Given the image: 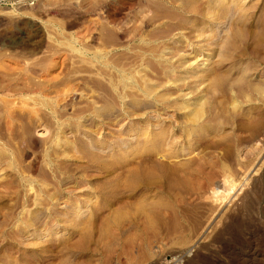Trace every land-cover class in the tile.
<instances>
[{"label":"rangeland","instance_id":"1","mask_svg":"<svg viewBox=\"0 0 264 264\" xmlns=\"http://www.w3.org/2000/svg\"><path fill=\"white\" fill-rule=\"evenodd\" d=\"M156 2L164 6L155 10ZM221 2H213V10L220 15L223 10L225 16L227 7L233 15H228L218 35L217 24H203L210 16L185 14L177 6L181 5L179 0H0V264H264V120L260 124L263 129L259 125L257 129L251 120L247 122L249 114L255 117L257 111L238 105L236 113L231 105L226 113L219 111L221 116L228 114L224 117L227 123L220 118L225 123L221 133L216 130L208 137H196V133L189 136L187 131L192 126L184 119V111L164 110L165 102L129 89L123 91V84L118 82L121 68L127 66L129 72L141 67L147 80L169 82L161 92L175 90V83L186 84V91H193L189 96L203 97L205 106L215 96L230 100L235 95L228 93L224 98L212 90L210 81L178 83L170 79L185 76L182 61L202 63L213 42L231 35L233 42L228 48L235 66L229 65L228 72L225 69L229 82L243 77L249 85L264 86V0H225L224 6ZM182 15L192 19L185 31L180 28L186 20ZM155 47L169 48L168 56L175 55L173 60L167 62L164 56L153 55L151 49ZM102 49L109 52L108 60L115 65L105 68L97 56ZM215 60L211 57L203 70ZM168 65H177L175 71L168 70L167 74ZM262 99L264 95L259 99L264 106ZM155 115L165 121L167 131L187 135L180 139L182 143L169 148L176 155H155L165 148L162 139L151 138V123L160 120ZM155 145H159L158 151ZM154 159L172 166L180 164L173 184L165 181L173 185L166 188L169 192L165 191V197L170 198L177 214L170 212L166 225L150 236L149 251L141 240L129 248L115 243L106 251L100 239L101 219L117 207L119 200L132 195L125 178L129 168L134 163L150 165ZM219 181L218 193L213 195L210 190ZM131 257L137 259L135 263Z\"/></svg>","mask_w":264,"mask_h":264},{"label":"bare ground","instance_id":"2","mask_svg":"<svg viewBox=\"0 0 264 264\" xmlns=\"http://www.w3.org/2000/svg\"><path fill=\"white\" fill-rule=\"evenodd\" d=\"M153 1L155 2V0H152V3H153ZM178 1V0H177ZM176 0H175V3L177 2ZM179 1H181V5H179V3H177L178 5V7H181V9H182V11L185 13V14H192L193 16H199V15H201L200 16V18L201 17H205L206 18V16L207 17H211V18H209L210 20H205V21H203V24H207L208 25V21H209V23L211 22L212 24H217V27L215 28V30H216V32L213 30V32H215V33H219V32H217V30H219V29H224V27H225V25H226V22H227V19L226 18H229L228 17V15L229 14H232L233 15V13L230 11V9L229 8H225V7H223V8H225L224 10L225 11H227L226 13H225V16H224V11L222 10L221 12L223 13V16H222V13H221V15L219 14V13H216V9L215 10H213L214 9V6L212 7L211 6V4H213V2L215 3V1L216 0H209V1H207V2H205L204 3V1L202 0H179ZM224 2H221L222 4L223 3H226L225 2V0H223ZM228 1V0H227ZM148 2H150V1H148ZM158 2H159V0H158ZM173 2V1H172ZM232 2V1H231ZM151 3V4H152ZM157 3V2H156ZM218 3V2H217ZM232 4V3H231ZM141 5H143V4H141ZM160 5H163V4H159V3H157L156 4V7H155V5H153L154 7H155V10L159 7L160 8ZM173 5V4H172ZM134 6H137V5H134ZM145 6V5H144ZM148 6V5H147ZM164 6V5H163ZM174 6V5H173ZM223 6H224V4H223ZM227 6V5H226ZM230 6V5H229ZM141 7V6H140ZM139 7V8H140ZM172 7V6H171ZM104 8V7H103ZM135 8V7H134ZM148 8V7H147ZM166 8V7H165ZM168 9H169V7H167ZM231 8V7H230ZM163 10H164V8H162ZM233 9V8H232ZM132 10V9H131ZM160 10V9H159ZM177 10V9H176ZM138 11V10H137ZM153 11H154V8H153ZM170 12V10H167V12ZM171 11L173 12V10L171 9ZM218 11H220L219 9H218ZM217 11V12H218ZM233 11V10H232ZM156 12H158V11H156ZM165 12V11H164ZM231 12V13H230ZM234 12V11H233ZM144 13V12H143ZM147 13H148V11H147ZM151 13V12H150ZM155 13V12H154ZM161 14H162V12H160ZM181 13V12H180ZM179 13V14H180ZM129 14V13H128ZM142 14V13H141ZM158 14V13H157ZM167 14V13H166ZM166 14H164V15H166ZM172 14V13H171ZM145 15V17H146V14H144ZM159 15V14H158ZM157 15V16H158ZM168 15H170V13L168 14ZM173 15L175 16V14L173 13ZM172 15V16H173ZM231 15V16H232ZM137 16H139V15H137ZM151 16V15H150ZM156 16V15H155ZM159 16H161V15H159ZM163 16V15H162ZM172 16H170V18H172ZM183 16V15H182ZM189 16V15H188ZM231 16H230V19H231ZM106 17V16H105ZM126 17V16H125ZM132 17V16H131ZM164 17V16H163ZM184 17V16H183ZM183 17H182V19H183ZM136 18V17H135ZM144 18V17H143ZM150 18V17H149ZM155 17H153V19H154ZM159 18V17H158ZM166 18V17H165ZM186 18V20H184L183 21V23L181 24V26H180V28L181 29H184V31H185V28L187 27V26H185L186 25V23H187V21L189 22L190 20H192V19H189V18H187V16L186 17H184V19ZM195 18V17H194ZM199 18V19H200ZM225 18V19H224ZM128 19V18H127ZM140 19H142V18H140ZM148 19V18H147ZM157 19V18H156ZM181 19V17H179V20H182ZM108 20V19H107ZM114 20V19H113ZM143 20V19H142ZM155 20V19H154ZM163 20V19H162ZM161 19H160V21H162ZM198 20V19H197ZM201 20H204V19H201ZM200 20V21H201ZM118 21H119V19H118ZM135 21V20H134ZM170 21H174L173 19L172 20H170ZM194 21H195V19H194ZM230 21V20H229ZM108 22V21H107ZM112 22V21H111ZM116 22V21H115ZM138 22V21H137ZM164 22V21H163ZM193 22V21H192ZM192 22L190 23V24H192ZM198 22V21H197ZM231 22V21H230ZM104 23H105V21H104ZM135 23V22H134ZM156 23V22H155ZM168 23V22H167ZM176 23V22H175ZM179 24H180V21L178 22ZM229 23V22H228ZM227 23V24H228ZM132 24V23H131ZM135 24H137V23H135ZM188 24V23H187ZM195 24H198V23H195ZM194 24V25H195ZM108 25V24H107ZM111 25V24H110ZM109 25V26H110ZM123 25V24H122ZM140 25V24H139ZM160 25V24H159ZM189 25V24H188ZM193 25V24H192ZM193 25V26H194ZM199 25V24H198ZM197 25V26H198ZM201 25V24H200ZM141 26H143V24L141 25ZM173 26V25H172ZM177 26V25H176ZM211 27H212V25H210ZM228 26V25H227ZM119 27V26H118ZM122 27V26H121ZM140 27V26H139ZM159 27V26H158ZM174 27V26H173ZM172 27V28H173ZM199 27V26H198ZM197 27V29H200V28H198ZM201 28H202V26H200ZM209 27V26H208ZM220 27H223V28H220ZM106 28V27H105ZM112 28V27H111ZM120 28V27H119ZM171 28V29H172ZM192 28V27H191ZM205 28V27H204ZM203 28V29H204ZM109 29H110V27H109ZM108 29V30H109ZM128 29V28H127ZM138 29V28H137ZM140 29V28H139ZM170 29V30H171ZM176 29H178V28H176ZM213 29V28H212ZM133 30V29H132ZM131 30V31H132ZM155 30V29H154ZM159 30V29H158ZM160 30H161V28H160ZM192 30V29H191ZM193 30H196V28L194 29L193 28ZM230 29H228V31H229ZM144 31H146V30H144ZM149 31H151V30H149ZM174 31V30H173ZM180 31V30H179ZM183 31V30H182ZM190 31V30H189ZM198 31V30H197ZM210 31V30H209ZM222 31V30H221ZM220 31V32H221ZM224 31V30H223ZM194 33L193 31H190V33ZM201 31H199V33H200ZM205 32V31H204ZM132 33V32H131ZM146 33V32H145ZM149 33V32H148ZM160 33V32H159ZM158 33V31H157V34H159ZM161 33H162V30H161ZM167 33V32H166ZM178 33V32H177ZM188 33V32H187ZM212 33V32H211ZM133 34V33H132ZM136 34V33H135ZM141 34V33H140ZM155 34V33H154ZM165 34V33H164ZM168 34H169V32H168ZM172 34V33H171ZM189 34V33H188ZM196 34V33H195ZM197 34H198V32H197ZM206 34V33H205ZM210 34V33H209ZM236 34V33H235ZM125 35V34H124ZM129 35V34H128ZM145 35V34H144ZM162 35V34H161ZM182 35V34H181ZM194 35V34H193ZM192 35V36H193ZM200 35H201V33H200ZM213 35H215V34H212V36ZM217 35V34H216ZM218 35H220V33L218 34ZM217 35V36H218ZM226 35V34H225ZM233 35V34H232ZM130 36H131V34H130ZM150 36V35H149ZM175 36H176V34H175ZM189 36H191V35H189ZM191 36V37H192ZM196 36V35H195ZM202 36V35H201ZM211 36V35H210ZM209 36V37H210ZM235 36V35H234ZM240 36V35H239ZM135 37V36H134ZM138 37V36H137ZM152 37V36H151ZM157 37V36H156ZM155 37V38H156ZM171 37V36H170ZM199 37V36H198ZM215 37V36H214ZM213 37V38H214ZM221 37V36H220ZM223 37V39L221 38H218L217 40H216V42L217 43H214V45H216L217 44V46H215L214 47V45H213V43H212V48H211V51H209L210 52V54L208 55V57L206 58V56H205V58L206 59H204V61L202 62V63H198V64H196V65H194V63H195V60L194 61H190V60H186V61H182L183 63H182V66L185 68V70H183V72H184V75L185 76H181V77H177V79L175 80V79H170V80H174L175 82H177L178 81V83H179V81L180 80H182V81H187V83H188V80L190 81H193L194 83L196 82V81H200V79L202 80V82H205V81H210V85H211V88H212V90H214V92H220V93H222L221 95H224L223 97L225 98V95H227L228 93H230V94H232V96L233 95H235V97H233V98H230V100H227V99H225V101H224V99H222L221 100V98L218 100V98L216 99V96H215V100L214 101H210V103L207 105V106H205L204 104H202L203 103V100H202V98L203 97H201V98H192L191 96H189V94H191L190 92H187L186 91V88H184V85H186V84H184L183 86H180V85H176V83H175V86H176V89L174 90L173 89V91H164L163 92V90H162V92H161V89H164L165 87L167 88V86L169 85V82L168 81H158L157 80V82L155 81V82H153V81H149V80H147V78H145L144 77V74H143V72H145L144 71V69H141V67H139V69H137V70H134V69H136V68H134L133 66V72H130L131 70H130V68H129V72H127L125 69H127L126 67L124 68V69H122L121 68V70H119L120 71V81H118V82H121L122 84H123V87H124V90L123 91H125V89H129V90H131V91H134L137 95H139V93L141 94V96H143L144 95V97L145 96H153L156 100H158V102L159 101H161V102H165L166 103V108L164 109V110H171V109H175V110H179V111H184V113H183V117H185L184 119H187L188 120V122H189V124L192 126V128H191V130H188L187 131V135H192L193 133H196L195 135H196V137H203V136H207V135H211V133L212 132H215L216 130H219V129H221V130H223V127H224V125H225V123H227L228 121H226V116L225 115H228V114H225V115H223V116H221L220 115V112L219 111H225L226 109H227V111H228V107L229 106H231V105H233V108H234V106H235V108L238 106V105H240V107H245V106H247L249 109L251 108L252 110H256L257 112L255 113L256 115H255V117L253 116V114L251 115V114H249V116H251L250 117V119H249V117H247L246 115V117L248 118H246L247 119V122H249V120H251L250 121V123L252 122L253 124H250V125H253V126H255V127H257L258 125V127L260 128V124H262V121L264 120V113H262L263 112V105H261V103L259 102V99L264 95V86H258V84L256 85V84H251V85H249L248 83H250V81L248 82V81H246V82H244V80H243V77L241 78H238V79H235V80H232L231 82H229V76H228V74L229 73H226L225 72V69L227 68V72L229 71V69H228V66L230 65V66H235V61H232L231 60V55H230V51H229V49L230 48H228L229 47V44L231 43V42H233V41H231L232 40V37L233 36H231V35H227V36H222ZM125 38V37H124ZM132 38V37H131ZM140 38V37H139ZM141 38L142 39H144L143 38V36H141ZM147 38V37H146ZM159 38V37H158ZM166 38H167V36H166ZM169 38V37H168ZM182 38V37H181ZM183 38H184V35H183ZM190 37H188V39H189ZM197 38V37H196ZM200 38V37H199ZM201 38H203V37H201ZM206 38H207V36H206ZM212 38V37H211ZM216 38V37H215ZM236 38V37H235ZM261 38H262V36H261ZM151 39V38H150ZM173 39V38H172ZM194 39H195V37H194ZM205 39V38H204ZM204 39H203V41H204ZM145 40V39H144ZM152 40H154L153 38H152ZM202 40V39H201ZM208 39H205V41H207ZM213 40V39H212ZM264 40V39H263ZM170 41H171V38H170ZM170 41H168V42H170ZM177 41V40H176ZM182 41V40H181ZM186 41V40H185ZM197 41V40H196ZM215 41V40H214ZM145 42V41H144ZM143 42V43H144ZM178 42V41H177ZM202 42V41H201ZM211 41H209V43H210ZM204 43V42H203ZM202 43V44H203ZM123 44V43H122ZM142 44V43H141ZM147 44V43H146ZM155 44V43H154ZM174 44V43H173ZM182 44V43H181ZM199 44V43H198ZM232 44V43H231ZM133 45V44H132ZM153 45V44H152ZM187 45V44H186ZM204 45V44H203ZM211 45V44H210ZM142 46V45H141ZM144 46V45H143ZM156 46V45H155ZM158 46V45H157ZM163 46H165V45H163ZM170 46H171V44H170ZM196 46V45H195ZM140 47V46H139ZM146 47V46H145ZM153 47H154V45H153ZM160 47V46H159ZM162 47V46H161ZM111 48V47H110ZM138 48V47H137ZM149 48V47H148ZM173 48V47H172ZM178 48V47H177ZM209 48H210V46H209ZM104 49V48H103ZM103 49H102V51H103ZM142 49V48H141ZM144 49V48H143ZM167 49H169V48H166V47H164L163 48V50H161V48L159 49V48H156L155 47V49L153 48V50L151 49V51H152V54L153 55H155V54H159V57L160 56H164L165 57V59L167 60V62L168 61H170L171 62V59L172 58H174L173 56H175V55H170V56H168V52H167ZM190 49V48H189ZM106 50H107V48H106ZM146 50H150V49H146ZM172 50V49H171ZM188 50V49H187ZM133 51V50H132ZM150 51V52H151ZM176 51H178L177 49H176ZM97 52V51H96ZM174 52V51H173ZM204 52V51H203ZM208 52V53H209ZM108 51H103V52H98L97 53V56H98V58L100 59L101 58V60H102V63L106 66L105 68H107V66H109L111 63H113V62H109V58H108ZM147 53V52H146ZM179 53H181V52H179ZM96 54V53H95ZM142 54V53H141ZM147 54H149V53H147ZM164 54V55H163ZM166 54V55H165ZM177 54V53H176ZM194 54V53H193ZM216 54V55H215ZM112 55V54H111ZM181 55V54H180ZM96 56V55H95ZM97 56H96V58H97ZM145 55H143V57H144ZM152 56V55H151ZM185 56V55H184ZM187 56V55H186ZM215 56V58H216V60H215V62H213L212 64H210V66L208 67V68H206L205 70H203V68L205 67V65L204 64H208V63H210L209 61L211 60V57H214ZM112 57V56H111ZM110 57V58H111ZM141 57V56H140ZM148 57V56H147ZM146 57V58H147ZM157 57V56H156ZM163 57V58H164ZM167 57V58H166ZM177 57V56H176ZM175 57V58H176ZM202 57V56H201ZM97 58V59H98ZM139 58V57H138ZM145 58V59H146ZM153 58V57H152ZM179 58V57H178ZM141 59H143V58H141ZM100 60V61H101ZM173 60V59H172ZM203 60V59H202ZM201 60V61H202ZM153 61V60H152ZM188 61H190V63H188ZM115 62V61H114ZM137 62V61H136ZM145 62H146V60H145ZM166 62V61H165ZM129 63V62H128ZM127 63V64H128ZM140 63H142V62H140ZM140 63H138V64H140ZM164 63V62H163ZM175 63V62H174ZM188 63V64H187ZM114 64V63H113ZM117 64V63H116ZM126 64V65H127ZM150 64V63H149ZM158 64V63H157ZM166 64V63H165ZM173 64V63H172ZM216 64V65H215ZM115 65V64H114ZM120 65V64H119ZM131 65H133V64H131ZM145 65V64H144ZM162 65V64H161ZM215 65V66H214ZM128 66H130V65H128ZM140 66V65H139ZM143 66V65H142ZM146 66V68H147V64L145 65ZM153 67H154V65H152ZM166 66V65H165ZM177 65H173V66H167V68L165 69V71H166V73L168 72V70H174L175 71V67H176ZM121 67V66H120ZM120 67H118V68H120ZM169 67V68H168ZM103 68V67H102ZM149 68V67H148ZM160 68V67H159ZM181 68V67H180ZM230 69H231V67H230ZM104 70V69H103ZM181 70V69H180ZM106 71V70H105ZM109 71V70H108ZM117 71V70H116ZM119 71H117V72H119ZM147 71V70H146ZM152 71V70H151ZM174 71H172V72H174ZM246 71V70H245ZM170 72V71H169ZM107 74V73H106ZM115 74V73H114ZM146 74V73H145ZM149 74V73H148ZM165 74V73H164ZM168 74V73H167ZM166 74V75H167ZM173 73H171V78L173 77V75H172ZM181 74H183V73H180V75ZM241 74H243L242 72H241ZM246 74H247V72H246ZM153 75V74H152ZM169 75H170V73H169ZM175 75H176V72H175ZM187 75V76H186ZM109 76V75H108ZM149 76H151V75H149ZM155 76V75H154ZM162 76H165V75H162ZM244 76V75H243ZM246 76V75H245ZM244 76V79L246 78ZM107 77V76H106ZM148 77V76H147ZM153 77V76H152ZM239 77V76H238ZM104 78H105V76H104ZM117 78V77H116ZM118 78V79H119ZM160 78V77H159ZM162 78V77H161ZM170 78V77H169ZM175 78V77H174ZM115 79V78H114ZM149 79H150V77H149ZM152 79V78H151ZM163 79V78H162ZM248 79V78H247ZM169 80V79H168ZM246 80V79H245ZM117 81V80H116ZM115 81V82H116ZM190 81V82H191ZM105 82V81H104ZM114 82V81H113ZM171 82V81H170ZM189 82V83H190ZM193 82H192V84H193ZM201 82V81H200ZM228 82H229V84H228ZM120 83V84H121ZM181 83V82H180ZM183 83H185V82H183ZM106 84H107V82H106ZM114 84V83H113ZM119 84V83H118ZM174 84V83H173ZM182 84V83H181ZM205 84V83H204ZM109 86V85H108ZM116 87V86H115ZM170 87V86H169ZM190 87V86H189ZM4 88H6L5 86H4ZM14 88V87H13ZM119 88V87H118ZM201 88V87H200ZM208 88H210V87H208ZM15 89H17V88H15ZM14 89V90H15ZM9 90V89H8ZM18 90V89H17ZM112 90V89H111ZM114 90V89H113ZM120 90V89H119ZM122 90V89H121ZM192 90V89H191ZM10 91H11V89H10ZM123 91L121 92V93H123ZM130 91V92H131ZM137 91V92H136ZM127 92V91H126ZM213 92V91H212ZM134 93V94H135ZM210 93V92H209ZM128 94V97H129V93H127ZM132 94V93H131ZM212 94V93H211ZM122 95V94H121ZM192 95H193V93H192ZM215 95V94H214ZM216 95H218V94H216ZM126 96V95H125ZM132 95H130V97H131ZM206 96H208V95H206ZM220 96V95H219ZM218 96V97H219ZM241 96V98H243L242 99V101H241V99L239 98ZM259 96H261L260 98H259ZM120 97H123V95L122 96H120ZM127 97V98H128ZM133 97H134V95H133ZM137 97V96H136ZM135 97V98H136ZM152 97V98H153ZM228 98L229 97H231V96H227ZM117 98V97H116ZM141 98V97H140ZM149 98V97H148ZM151 98V99H152ZM119 99V98H118ZM131 99H133V98H131ZM137 99V98H136ZM135 99V100H136ZM142 99H146V98H142ZM200 99V100H199ZM214 99V98H213ZM125 100V99H124ZM140 100V99H139ZM138 100V101H139ZM148 100H150V99H148ZM153 100V99H152ZM155 100V101H156ZM201 100H202V102H201ZM209 100V99H208ZM262 100H264V99H262ZM120 101V100H119ZM133 101H134V99H133ZM136 102V101H135ZM154 102V101H153ZM204 102H206V99L204 100ZM261 102H263V104H264V101H261ZM123 103V102H122ZM164 103V104H165ZM208 103V102H207ZM243 104V105H242ZM127 105V104H126ZM133 105V104H132ZM151 105V104H150ZM137 106V105H136ZM121 108V107H120ZM153 108V107H152ZM156 108H158V107H156ZM230 108V107H229ZM237 108H239V107H237ZM234 109V111L235 110H237L238 111V109ZM130 109V108H129ZM240 109V108H239ZM241 109H243V108H241ZM245 109H247L246 107H245ZM250 109V110H251ZM230 110V109H229ZM249 110V111H250ZM131 111V110H130ZM158 111V110H157ZM218 111V112H217ZM234 111H232V112H234ZM243 111V110H242ZM247 111V110H246ZM262 111V112H261ZM132 112H134V111H132ZM178 112V111H177ZM236 112V111H235ZM128 113V112H127ZM136 113V112H135ZM224 113H226V111L225 112H223V114ZM237 113V112H236ZM242 113V112H241ZM253 113V112H252ZM125 114V113H124ZM141 114V113H140ZM144 114H145V112H144ZM150 114V113H149ZM164 114H166V113H164ZM168 114V113H167ZM240 114V113H239ZM170 115H171V113H170ZM173 115V114H172ZM175 115H176V113H175ZM235 115V114H234ZM238 115V114H237ZM125 116V115H124ZM138 116V115H137ZM142 116H143V113H142ZM149 116V115H148ZM240 116V115H239ZM245 116H244V119H245ZM132 117V116H131ZM130 117V118H131ZM135 117V116H134ZM139 117V116H138ZM158 118V119H160L158 122H154V124H152L151 122V125H154V130H153V132L151 133V138H154V139H156V141L157 140H163V142L161 141V143H163V146L165 147V148H161L160 150H159V145L158 146H156V147H158L157 148V150L156 151H158V153H155V155L156 154H159L162 158L163 157H169V155L172 153V149H170L169 150V148H172V145L173 144H175V143H180L181 141H180V139H183V138H185V133L183 134V133H181L180 131L178 132H176V130L173 132L172 130L171 131H167V128L165 129V121L164 120H161V116L160 115H155L154 116V118ZM166 117V116H165ZM170 117V116H169ZM173 117V116H172ZM225 119V123H223V120H221V119H223V118ZM118 118V117H117ZM151 118V117H150ZM156 118V119H157ZM221 118V119H220ZM253 118V119H252ZM133 119V118H132ZM171 119H173V118H171ZM227 119H229L230 120V118H228L227 117ZM255 119V122H253V120ZM111 120V119H110ZM116 120V119H115ZM126 120H128V119H126ZM136 120V119H135ZM175 120V119H174ZM186 120V121H187ZM233 120V119H232ZM156 121V120H155ZM238 121V120H237ZM128 122V121H127ZM174 122H176V121H174ZM120 124V123H119ZM124 124H125V121H124ZM135 124V123H134ZM185 124V123H184ZM188 124V125H189ZM231 124H233V123H231ZM230 124V125H231ZM248 124V123H247ZM118 125V124H117ZM168 125V124H167ZM171 125V124H170ZM189 125V126H190ZM211 125H212V127H211ZM229 125V126H230ZM239 125V124H238ZM121 126V125H120ZM147 126V125H146ZM188 126V127H189ZM244 126H246V124L244 125ZM124 127V126H123ZM152 127V126H151ZM162 127H164L163 129H162ZM173 127V126H172ZM188 127H187V129H188ZM249 127V126H248ZM255 127H253V130L255 131ZM258 127H257V129H258ZM262 127H263V125H262ZM111 128H113V127H111ZM135 128V127H134ZM150 128V127H149ZM161 128V129H160ZM185 128H186V126H185ZM146 129H148V128H146ZM227 129V128H226ZM225 129V130H226ZM260 129H263V128H260ZM259 129V130H260ZM121 130V129H120ZM132 130V129H131ZM136 130V129H135ZM228 130V129H227ZM117 131V130H116ZM257 131V130H256ZM255 131V132H256ZM108 132V131H107ZM122 132V131H121ZM142 132V131H141ZM219 132H220V130H219ZM218 131H217V133H219ZM257 132H259V131H257ZM109 133V132H108ZM112 133V132H111ZM126 133V132H125ZM148 133V132H147ZM221 133V132H220ZM256 134V133H255ZM259 134V133H258ZM119 135H121V134H119ZM186 135V136H187ZM194 135V134H193ZM214 135V134H213ZM217 135V134H216ZM228 135V134H227ZM260 135V134H259ZM136 136H138V135H136ZM135 136V137H136ZM142 136V135H141ZM146 136H147V134H146ZM215 136V135H214ZM221 136H222V134H221ZM224 136V135H223ZM223 136H222V138H223ZM264 136V135H263ZM124 137V136H123ZM149 137V136H148ZM208 137V136H207ZM206 137V138H207ZM213 137V136H212ZM216 137V136H215ZM226 136H224V138H225ZM115 138V137H114ZM131 138V137H130ZM142 138V137H141ZM140 138V140H142ZM150 138V137H149ZM150 138V139H151ZM160 138V139H159ZM188 138V137H187ZM214 138V137H213ZM115 139H117V138H115ZM129 139V138H128ZM139 139V138H138ZM145 139H146V137H145ZM153 139V140H154ZM210 139H211V137H210ZM220 139H221V137H220ZM227 139V138H226ZM264 139V137L261 139V140H263ZM104 139H102V141H103ZM126 140V139H125ZM139 140V141H140ZM219 140V139H218ZM121 141V140H120ZM145 141H147V140H145ZM151 141H152V139H151ZM155 141V140H154ZM191 141V140H190ZM264 141V140H263ZM105 142V141H104ZM188 142V141H187ZM203 142V141H202ZM96 143V142H95ZM101 143V142H100ZM117 143V142H116ZM146 143V142H145ZM155 143V142H154ZM161 143H160V146H162L161 145ZM182 143V142H181ZM219 143V142H218ZM93 144V143H92ZM104 144V143H103ZM122 144V143H121ZM124 144V143H123ZM137 144V143H136ZM138 144H139V142H138ZM200 144V143H199ZM214 144V143H213ZM102 145V144H101ZM110 145V144H109ZM115 145V144H114ZM130 145V144H129ZM148 145V144H147ZM151 145V144H150ZM183 145V144H182ZM192 145V144H191ZM94 146V145H93ZM92 146V147H93ZM121 146V145H120ZM128 146V145H127ZM154 146V145H153ZM175 146V145H174ZM173 146V147H174ZM95 147V146H94ZM151 147V146H150ZM182 147V146H181ZM96 148V147H95ZM99 148V147H98ZM102 148V147H101ZM107 149H108V146H107ZM154 149V148H153ZM182 149V148H181ZM148 150H150L149 148H148ZM176 150V149H175ZM151 151V150H150ZM154 151V150H153ZM179 151V150H178ZM174 152V151H173ZM176 152V151H175ZM188 152V151H187ZM122 153V152H121ZM123 153H125L124 151H123ZM154 153H153V156H154ZM195 153V152H194ZM126 154V153H125ZM124 154V155H125ZM173 154V153H172ZM183 154V153H182ZM173 155H176V154H173ZM172 155V156H173ZM134 156V155H133ZM150 157L152 156V154L151 155H149ZM171 156V155H170ZM94 157V156H93ZM124 157V156H123ZM146 157V156H145ZM155 157H158V156H155ZM198 157V156H197ZM131 158H132V156H131ZM131 158H129V160L131 159ZM138 158V157H137ZM152 158V157H151ZM205 158V157H204ZM167 159V158H166ZM96 160H97V158H96ZM142 160V159H141ZM131 161V160H130ZM133 161V160H132ZM131 161V162H132ZM135 161H136V159H135ZM206 161V160H205ZM126 162V161H125ZM144 162V161H143ZM139 163V162H138ZM142 163V162H141ZM170 163V162H169ZM183 163H187V162H183ZM201 163V162H200ZM118 164V163H117ZM147 164V163H146ZM143 165V164H136L135 165V163H134V165L131 167L130 166V164H129V166L131 167V168H129V170H128V174H127V176H126V174H124L126 177L125 178H128V183H130L128 186L130 187V191L129 192H131L132 193V195L131 196H127L128 198H123V199H121V200H119L118 201V203H117V207L116 208H113L112 209V207H111V209L112 210H109L110 212H108V214H107V212H105L106 213V215L104 216V218L103 219H101V224H100V229H101V231H100V239L102 240V242H104L103 244H105L104 245V248H105V246H106V251H107V249H108V251L109 250H112V249H109V248H112L111 247V245H113V244H115V243H117L118 245H121V246H123V245H125V246H128V248L130 247V246H132V245H135V242L136 241H138V240H141V243H142V245H143V247L144 246H146L147 248H148V246H149V238H150V236L151 235H155L156 233H158V228L161 226V225H164L166 222H167V219H169V218H167V215L170 213V215L172 214V213H174V215H176L175 214V209H174V207H173V205H172V203L171 202H169L168 200H170V198L168 199H166V197H165V191L167 190L166 188H171V186H173L172 184H173V180H174V177L178 174V172H180L179 170V165L180 164H178L177 166L176 165H174V166H172V164L170 165V164H168L167 162H165V161H163V160H159V159H154L152 162H151V164L149 165V164H147V165ZM182 164V163H181ZM209 164V163H208ZM105 165V164H104ZM107 165V164H106ZM108 165H109V163H108ZM127 165V164H126ZM183 165H185V164H183ZM211 165H212V163H211ZM111 166V165H110ZM119 166V165H118ZM128 166V167H129ZM205 166V165H204ZM124 167V166H123ZM127 167V168H128ZM181 167H182V165H181ZM194 167V166H193ZM254 168H256V165H255V167ZM253 168V169H254ZM108 169H109V167H108ZM111 169V168H110ZM114 169V168H113ZM118 169V168H117ZM183 169V168H182ZM188 169V168H187ZM191 169H193V168H191ZM197 169H199V168H197ZM201 169L203 170V168L201 167ZM122 170V169H121ZM120 171V170H119ZM199 171V170H198ZM201 171V170H200ZM107 172V171H106ZM125 172V171H124ZM110 173V172H109ZM187 173H189V172H187ZM155 174H159V176H157V177H160L159 179L158 178H155ZM123 175V174H122ZM179 175V174H178ZM187 175V174H186ZM185 175V176H186ZM110 176V175H109ZM109 176H106V177H109ZM154 176V177H153ZM112 177V176H111ZM179 177V176H178ZM188 177V176H187ZM118 178H119V176L117 177V180H118ZM197 178V177H196ZM123 179H124V177H123ZM175 179H178V178H175ZM186 179H188V178H186ZM189 179H190V176H189ZM120 180H122V178L120 179ZM196 180V179H195ZM198 180V179H197ZM125 181H127V180H125ZM165 181H169V182H172V184H170V183H168V184H170L169 186H166V185H168L167 183H165ZM176 181V180H175ZM184 181H185V179H184ZM194 181V180H193ZM192 181V182H193ZM216 181H218V180H216ZM124 182V181H123ZM177 182V181H176ZM186 182V181H185ZM189 182V181H188ZM115 183V182H114ZM126 183V182H125ZM124 183V184H125ZM127 183V184H128ZM178 183V182H177ZM190 183V182H189ZM199 183V182H198ZM213 183V182H212ZM220 181L219 182H216L215 184H214V187L212 188V190H210V191H212V194L214 195V194H216V193H218V187H219V185H220ZM123 184V185H124ZM127 184H126V186H127ZM174 184H176V183H174ZM182 184V183H181ZM179 184H176V186H178ZM199 185V184H198ZM127 186V187H128ZM114 187V186H113ZM115 187H116V185H115ZM125 186H123V188H124ZM129 187H128V189H129ZM168 188V189H169ZM173 188V187H172ZM122 189V188H121ZM125 189V188H124ZM127 189V188H126ZM117 190V189H116ZM106 191V190H105ZM104 191V192H105ZM110 191V190H109ZM168 191V190H167ZM167 191H166V194H167ZM171 191V190H170ZM210 191H209V193H210ZM169 192V191H168ZM119 193V192H118ZM103 194V193H102ZM211 194V195H212ZM120 195V194H119ZM208 195V194H207ZM105 196V195H104ZM124 196V195H123ZM170 196V195H169ZM209 196H210V194H209ZM168 197V196H167ZM212 197V196H211ZM116 198H117V196H116ZM120 199V198H119ZM109 200V199H108ZM113 201V200H112ZM104 202V201H103ZM105 203V202H104ZM106 204V203H105ZM113 204V203H112ZM114 207V206H113ZM110 208V207H109ZM108 211V210H107ZM173 215V214H172ZM174 217V216H173ZM167 218V219H166ZM166 225V224H165ZM86 238V237H85ZM140 243V244H141ZM137 244V243H136ZM117 245V246H118ZM141 245V246H142ZM114 246V245H113ZM138 246V245H137ZM119 247V246H118ZM136 247V246H135ZM143 247H141V248H143ZM150 247V246H149ZM128 248H126V249H128ZM138 249H139V247H137ZM117 249V248H116ZM124 249H125V247H124ZM123 249V250H124ZM126 249H125V251H126ZM132 249V248H131ZM129 250V249H128ZM146 250V249H145ZM150 249L148 248L147 249V251H149ZM120 251H122V250H120ZM130 251H132V250H130ZM152 251V250H151ZM111 253V252H110ZM130 253V252H129ZM145 253L146 254H149L148 252H146L145 251ZM153 253V252H152ZM109 253H107V255H108ZM118 254V253H117ZM106 255V254H105ZM129 255V254H128ZM150 255V254H149ZM132 256V255H131ZM107 257V256H106ZM121 257V256H120ZM137 257V256H136ZM128 258V257H127ZM134 258V257H133ZM132 257H131V261L133 262V263H135L134 261H136L135 260V258L133 259ZM106 259H108V258H105L104 260H106ZM87 259H85V261H86ZM89 260V259H88ZM108 261V260H107ZM130 261V262H131ZM88 262V261H87ZM121 262V261H120ZM131 262V263H132ZM85 264H86V262H84ZM90 263V262H89ZM127 263H128V261H127ZM137 263V262H136Z\"/></svg>","mask_w":264,"mask_h":264}]
</instances>
